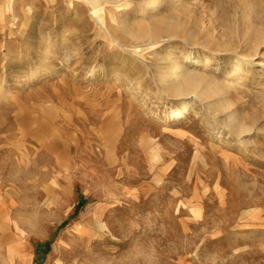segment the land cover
I'll return each instance as SVG.
<instances>
[{"label":"rangeland","instance_id":"374dc122","mask_svg":"<svg viewBox=\"0 0 264 264\" xmlns=\"http://www.w3.org/2000/svg\"><path fill=\"white\" fill-rule=\"evenodd\" d=\"M179 1L0 0V264H264V0ZM191 52L228 109L163 91Z\"/></svg>","mask_w":264,"mask_h":264},{"label":"bare ground","instance_id":"6f19581e","mask_svg":"<svg viewBox=\"0 0 264 264\" xmlns=\"http://www.w3.org/2000/svg\"><path fill=\"white\" fill-rule=\"evenodd\" d=\"M67 4L70 7H74L76 3H79L80 1L85 2L92 7H94V2L95 1H101V0H65ZM145 5L144 7H149L152 4H156V8H159L160 5L162 4L163 0H145ZM184 8H189L190 2L188 0H180L179 1ZM150 11L144 12L145 17H149L150 15L148 14ZM156 19V25H158V30H147L143 31L142 33L136 34V36L140 39H144L146 36H150L151 38L157 39L156 41L152 42L151 45H156L161 41L162 33L165 32L170 36H177L180 37L182 40H192L195 41L196 38L194 37L193 34L187 29L186 25L182 22L175 23L172 26H168L169 28L167 29L165 27V19L164 18H159L158 15L154 14L151 15ZM176 16V15H175ZM179 20V19H178ZM141 24V23H139ZM152 27V26H151ZM156 27V26H155ZM157 29V28H155ZM105 30V29H104ZM243 39H241V44L244 47H251V45L255 42L254 38L251 36L249 32H244ZM263 37H259L261 39ZM160 39V40H159ZM53 38L48 37V48L42 52V59L45 60H50L51 56L54 55V47L51 45L53 44ZM259 41V40H258ZM224 43L222 44H217V43H211V44H201L204 49H207L208 52L210 53H215V51L219 50H225V49H231L232 47V39H227L226 41H223ZM219 43V42H218ZM200 52H197V57L199 58ZM206 55V54H205ZM246 56V55H244ZM191 57L194 59H189L190 61L193 62H198L201 65V68L199 70H195L190 68V66L187 65V62H178L176 59H172L171 55L166 57L164 59L165 65L163 76L161 77V87L163 91L172 93L173 95H190L193 96L197 99H201L207 101L209 109H213L215 113H218L221 111L220 109H228L229 106L226 103V95L233 89L235 88L234 85H239L241 84L242 81V74L243 73H238L234 72L231 74V79L225 81V82H220L217 79H213L210 77L206 72V68L208 67V63L210 62V59L206 57L205 61H199L195 57V53L191 52ZM244 62H250L251 59L243 58ZM202 63V64H201ZM197 64V63H196ZM240 69H243V65H239ZM162 68V69H163ZM163 71V70H162ZM32 78H36V74L32 75ZM234 80V81H233ZM239 92V91H237ZM236 92V93H237ZM230 94V93H229ZM214 99V100H213ZM190 102L183 100L182 102V107L179 109V111H175L173 113L172 120L175 121L178 119V117L184 112L188 111L190 108ZM212 112V111H211ZM229 121L230 123H234L235 118L234 115L231 114L229 115ZM233 127H235L234 124H232ZM229 127V126H228ZM238 128V127H237ZM235 130V129H234ZM238 132H243V128L239 127Z\"/></svg>","mask_w":264,"mask_h":264}]
</instances>
